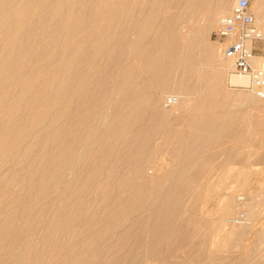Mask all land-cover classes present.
Instances as JSON below:
<instances>
[{
    "label": "bare ground",
    "instance_id": "1",
    "mask_svg": "<svg viewBox=\"0 0 264 264\" xmlns=\"http://www.w3.org/2000/svg\"><path fill=\"white\" fill-rule=\"evenodd\" d=\"M229 3L0 0V264H264V101L209 40Z\"/></svg>",
    "mask_w": 264,
    "mask_h": 264
},
{
    "label": "built area",
    "instance_id": "2",
    "mask_svg": "<svg viewBox=\"0 0 264 264\" xmlns=\"http://www.w3.org/2000/svg\"><path fill=\"white\" fill-rule=\"evenodd\" d=\"M212 38L222 47L223 58L233 63V73L248 80L243 88L264 101V31L251 1L238 0L231 13L220 19Z\"/></svg>",
    "mask_w": 264,
    "mask_h": 264
},
{
    "label": "rangeland",
    "instance_id": "3",
    "mask_svg": "<svg viewBox=\"0 0 264 264\" xmlns=\"http://www.w3.org/2000/svg\"><path fill=\"white\" fill-rule=\"evenodd\" d=\"M236 1L237 0H232V2H231V0H230V3H229V5H230V7L228 8V12L229 11H231L232 10V7H233V5L236 3ZM251 1V8H253V4H254V2L256 1V0H250ZM253 10H255V9H252V11ZM262 12H263V14H264V3H263V6H262ZM216 29H213L212 31H211V33H210V36H209V40H210V42H211V44L213 45V47L215 48V49H220V47H219V45H217L216 44V42L214 41V39L212 38V35H213V33H214V31H215ZM226 84V90L227 91H233V90H236L237 88L234 86H231V85H229L227 82L225 83ZM166 95H171L170 93L169 94H166ZM168 97H171V96H168ZM233 104H236V102H233ZM244 114L246 115L247 114V112L246 111H244ZM217 161H218V163H217ZM216 162H215V164H220L221 163V161H222V159L220 160V158L217 160ZM257 162V161H256ZM256 162H254V164H253V166L254 167H262V166H264L263 164H264V162H258L257 164H256ZM256 164V165H255Z\"/></svg>",
    "mask_w": 264,
    "mask_h": 264
}]
</instances>
